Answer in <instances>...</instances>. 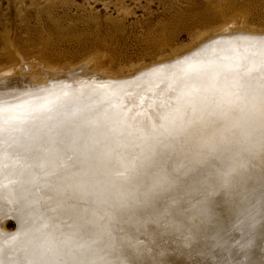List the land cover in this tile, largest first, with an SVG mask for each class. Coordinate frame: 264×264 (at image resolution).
Listing matches in <instances>:
<instances>
[{
	"label": "bare ground",
	"instance_id": "obj_1",
	"mask_svg": "<svg viewBox=\"0 0 264 264\" xmlns=\"http://www.w3.org/2000/svg\"><path fill=\"white\" fill-rule=\"evenodd\" d=\"M237 23L134 76L3 70L0 264H264V33Z\"/></svg>",
	"mask_w": 264,
	"mask_h": 264
},
{
	"label": "rangeland",
	"instance_id": "obj_2",
	"mask_svg": "<svg viewBox=\"0 0 264 264\" xmlns=\"http://www.w3.org/2000/svg\"><path fill=\"white\" fill-rule=\"evenodd\" d=\"M244 19L245 30L263 36L264 0H0V74L16 67L12 78L33 81L93 67L134 76Z\"/></svg>",
	"mask_w": 264,
	"mask_h": 264
},
{
	"label": "water",
	"instance_id": "obj_3",
	"mask_svg": "<svg viewBox=\"0 0 264 264\" xmlns=\"http://www.w3.org/2000/svg\"><path fill=\"white\" fill-rule=\"evenodd\" d=\"M8 220H12L14 222L15 227H14V229L11 232L15 231V229L17 228L16 220L14 218H9ZM8 232H10V231H8Z\"/></svg>",
	"mask_w": 264,
	"mask_h": 264
}]
</instances>
